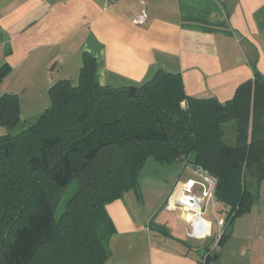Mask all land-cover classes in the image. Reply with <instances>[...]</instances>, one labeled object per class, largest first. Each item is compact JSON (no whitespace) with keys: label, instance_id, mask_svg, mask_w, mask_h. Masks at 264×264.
<instances>
[{"label":"trees","instance_id":"1","mask_svg":"<svg viewBox=\"0 0 264 264\" xmlns=\"http://www.w3.org/2000/svg\"><path fill=\"white\" fill-rule=\"evenodd\" d=\"M9 70L0 66V81ZM95 73L96 59L84 52L78 83L56 81L52 106L18 133L12 130L21 123L20 98L0 97V125L8 129L0 135V264H107L113 228L98 210L138 187L149 156L217 176L216 198L231 210L218 240L223 246L235 216L258 197L250 187L259 190L264 177V121L255 116L264 111V81L255 77L253 102L238 93L221 104L187 95L181 75L163 68L124 87L101 85ZM231 121L234 144L226 138ZM74 180L77 192L58 220L55 204ZM215 239L201 249L200 264L219 261Z\"/></svg>","mask_w":264,"mask_h":264},{"label":"crops","instance_id":"2","mask_svg":"<svg viewBox=\"0 0 264 264\" xmlns=\"http://www.w3.org/2000/svg\"><path fill=\"white\" fill-rule=\"evenodd\" d=\"M144 1L148 20L137 25L139 0H0V66L26 75L25 89L45 87L72 81L85 52L96 59L101 85H139L163 68L181 75L189 96L227 104L242 93L253 102L255 77L264 81V0ZM255 116L264 121V111ZM234 122L225 125L230 144ZM128 195L107 205L113 228L107 264H200L205 244L191 241L188 214L166 208L140 214ZM224 249L219 264H234Z\"/></svg>","mask_w":264,"mask_h":264},{"label":"rangeland","instance_id":"3","mask_svg":"<svg viewBox=\"0 0 264 264\" xmlns=\"http://www.w3.org/2000/svg\"><path fill=\"white\" fill-rule=\"evenodd\" d=\"M6 37V34L2 32ZM1 58V57H0ZM79 74L72 79L73 84L78 83ZM26 75L14 73L12 70L6 72L0 81V97L8 91H17L20 96V112L21 123L12 130L13 133L31 126L30 122H36L38 117L49 107L52 106V98L50 94L51 86L58 80H55L53 84H47L45 87L42 84L35 83L30 84L27 89L23 88V80ZM31 77L27 75V78ZM8 129L0 125V135L7 133ZM196 177L193 174V169L181 160L171 163L161 162L156 160L153 156H149L144 164L138 171V187L128 191L129 198L132 201L128 203V206L133 210H137L140 214L157 213L160 209L166 208L165 203L170 193L175 188L178 181L184 180L188 177ZM250 178V177H249ZM247 178L249 184L253 183L251 178ZM251 186V185H250ZM249 186V187H250ZM259 190H255L250 187L254 192H258V197L255 194V198H251L243 207L241 212L235 216L233 223L228 228V238L223 246L217 247L216 251L225 252V258L228 263L234 264H264V177L259 183ZM77 181L74 180L67 188H65L62 195L59 197L55 204V216L59 220L65 211V206L69 199L77 192ZM98 212H102L103 215L110 214L108 212L107 205ZM36 206L27 209L26 216L31 211L35 210ZM217 211L219 215L226 217L231 210L228 206L218 202ZM161 212V213H162ZM212 207H210L205 214V218L213 223L214 232L217 231V222L215 214H213ZM96 212V216H97ZM175 215V213H172ZM106 216H104L105 218ZM189 219L187 216H185ZM235 228V234L232 236V231ZM201 244H207V239H193ZM220 262V261H219ZM218 261L213 264H219Z\"/></svg>","mask_w":264,"mask_h":264},{"label":"built area","instance_id":"4","mask_svg":"<svg viewBox=\"0 0 264 264\" xmlns=\"http://www.w3.org/2000/svg\"><path fill=\"white\" fill-rule=\"evenodd\" d=\"M143 6L140 12L133 18L137 25H144L148 20V12L145 8V1L139 0ZM194 176L184 182L179 183L173 189L166 202V209L170 211L181 210L184 214H191V220L184 218L189 224L188 234L194 239H209L215 236L213 248L218 247V240L227 225L226 217L220 216L217 211L218 200L216 189L218 178L209 170L196 167L193 168ZM212 207L217 222V231H213V223L205 218L208 209Z\"/></svg>","mask_w":264,"mask_h":264},{"label":"water","instance_id":"5","mask_svg":"<svg viewBox=\"0 0 264 264\" xmlns=\"http://www.w3.org/2000/svg\"><path fill=\"white\" fill-rule=\"evenodd\" d=\"M185 158H186V156L183 155V156H182V159H185ZM191 166H192L193 168H196V167H197V165H195V164H191Z\"/></svg>","mask_w":264,"mask_h":264},{"label":"bare ground","instance_id":"6","mask_svg":"<svg viewBox=\"0 0 264 264\" xmlns=\"http://www.w3.org/2000/svg\"><path fill=\"white\" fill-rule=\"evenodd\" d=\"M181 183V182H180ZM190 216L189 220H191L193 218V215L191 214H188Z\"/></svg>","mask_w":264,"mask_h":264}]
</instances>
